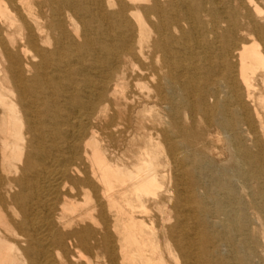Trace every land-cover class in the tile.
I'll return each mask as SVG.
<instances>
[{
  "label": "bare ground",
  "instance_id": "6f19581e",
  "mask_svg": "<svg viewBox=\"0 0 264 264\" xmlns=\"http://www.w3.org/2000/svg\"><path fill=\"white\" fill-rule=\"evenodd\" d=\"M0 264H264V0H0Z\"/></svg>",
  "mask_w": 264,
  "mask_h": 264
}]
</instances>
